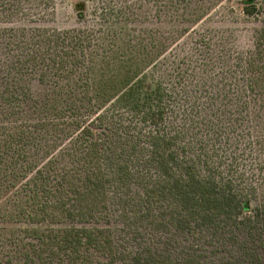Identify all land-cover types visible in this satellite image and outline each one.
<instances>
[{"label":"trees","instance_id":"obj_1","mask_svg":"<svg viewBox=\"0 0 264 264\" xmlns=\"http://www.w3.org/2000/svg\"><path fill=\"white\" fill-rule=\"evenodd\" d=\"M113 45L89 29L0 28V223L18 225L0 227V264H264L256 185L206 150L223 120L264 130V28L253 50L222 48L202 75L189 70L204 120L200 97L166 85L183 70L119 56L132 48L98 77Z\"/></svg>","mask_w":264,"mask_h":264},{"label":"rangeland","instance_id":"obj_2","mask_svg":"<svg viewBox=\"0 0 264 264\" xmlns=\"http://www.w3.org/2000/svg\"><path fill=\"white\" fill-rule=\"evenodd\" d=\"M175 1L178 0H18L8 16L0 13V28L39 26L93 30L99 38H106V42L114 40L116 44L114 51L98 57L97 62H111V67L102 65L98 68V77L119 70L121 59L116 60L114 52L124 50L125 53L132 48L133 54L128 52L119 56H123V60L131 58V62H157L161 65L157 70L160 76L173 68L183 70L180 78L176 76L165 81L166 85L174 88L176 82L178 90L182 87L193 97H200L198 91L197 95L195 93L189 70L202 75L201 63L212 62L210 54L216 57L222 48L231 55L253 50L256 33L264 28V0H255V6L249 8L243 0H187L192 2L190 11L186 14L180 9L178 16L172 7ZM78 3L86 6L82 17L75 11ZM26 17L34 18V23ZM199 38L202 41H198ZM203 101L206 99L200 97L199 117L204 116L201 117L204 120L209 116H205L207 110ZM237 118L236 114L231 115V120ZM240 121L241 125L223 120L222 134L216 142L208 143L206 150L213 152L212 146L216 144V154H212L225 176L241 177L256 185L251 201L255 207L264 202V170L260 166L264 164V154L254 142L257 136L264 139V130L258 131L247 117ZM207 136L204 132L203 138L207 140ZM232 166L233 173L230 171ZM17 226L10 221L0 223V227L6 229Z\"/></svg>","mask_w":264,"mask_h":264}]
</instances>
